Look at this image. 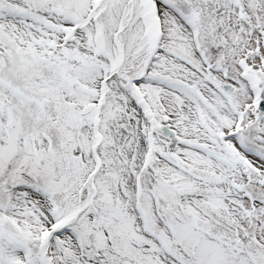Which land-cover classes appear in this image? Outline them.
Instances as JSON below:
<instances>
[{
  "label": "snow or ice",
  "instance_id": "snow-or-ice-1",
  "mask_svg": "<svg viewBox=\"0 0 264 264\" xmlns=\"http://www.w3.org/2000/svg\"><path fill=\"white\" fill-rule=\"evenodd\" d=\"M0 264H264V0H0Z\"/></svg>",
  "mask_w": 264,
  "mask_h": 264
}]
</instances>
